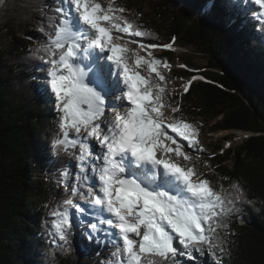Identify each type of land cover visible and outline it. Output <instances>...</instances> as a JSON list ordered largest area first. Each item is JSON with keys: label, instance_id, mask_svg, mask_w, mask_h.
I'll return each instance as SVG.
<instances>
[{"label": "snow or ice", "instance_id": "1", "mask_svg": "<svg viewBox=\"0 0 264 264\" xmlns=\"http://www.w3.org/2000/svg\"><path fill=\"white\" fill-rule=\"evenodd\" d=\"M246 2L258 6L253 15L264 24V0ZM55 5L46 6L52 14L45 13L48 28L39 31L47 41L37 52L48 65L57 112L51 150L75 163L74 177L67 166L60 172L67 198L51 212L50 234L68 243L75 228L87 225L89 240L100 244L102 236L109 246L107 264H188L194 253L223 251L220 230L245 192L239 184L214 187L192 163L199 128L164 100L159 68L170 65L151 51L172 45L137 41L150 33L116 0Z\"/></svg>", "mask_w": 264, "mask_h": 264}, {"label": "trees", "instance_id": "2", "mask_svg": "<svg viewBox=\"0 0 264 264\" xmlns=\"http://www.w3.org/2000/svg\"><path fill=\"white\" fill-rule=\"evenodd\" d=\"M116 3L150 33L142 39L194 47L208 56V65L202 66L186 52L166 48L159 54L167 63L176 58L186 64L174 75L201 76L180 96L175 115L195 124L199 136L204 129L197 118L208 116L214 119L212 131L249 134L224 152H219L223 143H217L211 157L201 158V172L214 187L239 184L246 200L225 218L223 251H205L204 259L188 264H264V24L254 17L250 31H243L235 0ZM49 5L55 7V0L0 3V264H107L109 246L102 245V236L100 244L91 240L88 252L50 234L51 212L67 197L58 185L60 172L67 166L74 177L75 162L51 150L57 112L47 84L48 65L39 58L43 52H37L47 41L39 29L48 28ZM199 153L209 154L205 148ZM39 169L51 177L35 175ZM78 230L88 239L83 234L87 227Z\"/></svg>", "mask_w": 264, "mask_h": 264}, {"label": "rangeland", "instance_id": "3", "mask_svg": "<svg viewBox=\"0 0 264 264\" xmlns=\"http://www.w3.org/2000/svg\"><path fill=\"white\" fill-rule=\"evenodd\" d=\"M236 1V7H237V11L238 12V16L241 19V25H242V30L245 32H249L251 29V25L252 22L254 20V15L253 13H257L259 12V8L258 6H254L252 4H248L246 2V0H235ZM149 6L148 4L144 5V10L148 11ZM137 41L139 42H143L145 44H155L152 41H147L146 39H142V38H135ZM172 45L171 48H174L175 51H180V52H186L188 54L189 57H192L193 59H196L200 64H202V66H206L208 65V56L200 53L199 51H197L194 47H181L179 44L177 43H170ZM159 45V44H156ZM129 47L132 49H137L139 50V44L138 43H130ZM166 48L163 47H157L154 49H151L153 56L158 58L159 54L161 53L162 50H164ZM139 54L142 56H146V52L143 50L139 51ZM159 59V58H158ZM170 65V69H165L163 67H160L159 70L165 75L166 77V81L165 82H161L162 86H164L166 88V92L164 94V100L172 105V106H178L179 107V102L180 101V96L183 95L185 93L184 91V85L187 84L189 81H191V84L194 80L201 78V76H197L195 77H189V76H177L173 74V70L174 69H181V68H186V64H184L183 62L178 61L176 58H174L172 60L171 63H168ZM142 74L147 75V71L146 69H142ZM42 80L46 78L45 75L41 76ZM190 84V85H191ZM178 97V98H175ZM199 123L203 126V132L200 134L199 136V149L201 148H205L206 150H208L209 154L204 153V154H200L199 152L195 151V150H189L192 157H193V161L192 163L194 164V166L197 168L198 171L201 172V167L199 166V163L201 162V158L203 156H212L213 154L210 153L212 147L217 144V143H223V147L219 150V152H224L226 149L230 148V147H234L238 144H240L241 142H243V140L245 138H247L248 134L246 132H244L242 135H240L239 131H233V130H217V131H212L210 129L211 125L214 122L213 117H207V118H197ZM239 134V135H238ZM198 157V159H197ZM231 164V163H230ZM40 166V164H39ZM35 175H47L51 177L50 172H44L41 171L40 169L35 173ZM67 197H63V199L60 201L62 203V201L64 199H66ZM85 206V205H84ZM86 208L88 206H85ZM70 213L73 214V219H76V214H75V210L74 209H70L69 210ZM84 219V218H83ZM90 219V218H88ZM87 220V219H86ZM86 226V225H85ZM81 228V227H80ZM80 228H75L72 232L71 235H73V239H71L69 237L70 241H73V243L77 244L78 247H81L83 250L90 252L91 248L89 245H91L90 243L91 240L89 239H83L82 237H80L79 235V230ZM70 235V236H71ZM102 245H103V240H102ZM102 248H104V246H102ZM107 252L109 253L110 256V251H109V247H107ZM205 253H203V255H201L200 253H197L195 255L196 259L195 261L198 260H202L205 258Z\"/></svg>", "mask_w": 264, "mask_h": 264}, {"label": "bare ground", "instance_id": "4", "mask_svg": "<svg viewBox=\"0 0 264 264\" xmlns=\"http://www.w3.org/2000/svg\"><path fill=\"white\" fill-rule=\"evenodd\" d=\"M214 75H215V74H214ZM239 132H240V133H239L240 135H242V134L244 133L243 131H239ZM239 134H238V135H239ZM89 211H91V209H89ZM83 218H84V219H88V218H90V219H91V217H90V216H85V217H83Z\"/></svg>", "mask_w": 264, "mask_h": 264}, {"label": "water", "instance_id": "5", "mask_svg": "<svg viewBox=\"0 0 264 264\" xmlns=\"http://www.w3.org/2000/svg\"><path fill=\"white\" fill-rule=\"evenodd\" d=\"M171 49H173V50H175L174 48H171ZM196 77V76H195ZM248 134V133H247ZM249 135V134H248Z\"/></svg>", "mask_w": 264, "mask_h": 264}]
</instances>
